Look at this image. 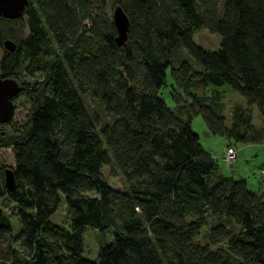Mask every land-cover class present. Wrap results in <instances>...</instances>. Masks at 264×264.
Here are the masks:
<instances>
[{
	"label": "trees",
	"instance_id": "1",
	"mask_svg": "<svg viewBox=\"0 0 264 264\" xmlns=\"http://www.w3.org/2000/svg\"><path fill=\"white\" fill-rule=\"evenodd\" d=\"M32 1L17 18L0 16V45L5 38L15 44L12 52L1 45L0 77L13 78L24 57L40 74L27 92L32 105L23 124L0 133V147L13 157L12 166L0 167V194L15 205L19 223L12 241L18 249L7 241L0 264H264V194L242 179L210 180L216 165L190 127L200 115L212 134L242 144L264 139V0ZM106 1L128 17L121 46L101 16ZM199 27L219 35L215 51L193 42ZM178 45L201 70L186 62L170 67L168 53ZM168 67L191 103L178 102L176 88L172 107L157 95ZM222 84L257 107L259 129L238 114L226 128L221 105L213 111L191 94ZM86 92L109 116L98 129L81 97ZM109 163L123 179L121 192L100 176ZM5 167L13 189L3 185ZM60 201L67 227L50 220ZM206 214L211 232L205 243H193ZM226 220L238 231L230 233ZM85 228L97 232L95 260L82 254ZM106 229L111 239L102 242ZM11 231L0 211V237ZM220 240L225 246L211 248Z\"/></svg>",
	"mask_w": 264,
	"mask_h": 264
},
{
	"label": "rangeland",
	"instance_id": "2",
	"mask_svg": "<svg viewBox=\"0 0 264 264\" xmlns=\"http://www.w3.org/2000/svg\"><path fill=\"white\" fill-rule=\"evenodd\" d=\"M114 5L115 3L106 1L104 7L102 8L103 13L101 16L106 17L109 23H111V10ZM22 18H25L24 15H22ZM26 30V27H24L22 35L26 34ZM192 40L204 51L211 52L218 48L220 37L218 34L210 33L199 27L192 30ZM3 52L4 50L0 45V57ZM168 61L170 63V67H177L181 62H186L192 69L201 70V66L196 63L179 45L169 51ZM33 66L34 65L29 66L26 57L21 58L20 67L16 70L13 78L17 81L20 88L23 87V89H20L16 96L12 98L14 103L12 116L7 124H0V133L8 134L18 126L22 125L29 112L32 103L30 102L27 92L29 88L40 79L38 69L30 71ZM26 85L28 86L27 88ZM172 88H176L180 94H182L178 102H185L188 104L192 102L190 95L182 93L181 89L175 85L168 67L166 70L164 84L160 87V89H158L157 95L161 97L170 107L174 106V102L169 95ZM191 94L201 97L200 99L202 103L204 105H208L213 111L217 110L216 106L218 104L221 105L220 113L224 118L223 124L226 128H231L233 123L232 116H235V114L247 118L251 128L259 129L261 127V117L257 107L254 104H247L244 98L234 92L226 84L219 86L206 85L191 91ZM81 97L87 111L92 115H95L97 119L95 128L98 129L102 120H107L109 116L100 106H98L97 101L91 97L89 92L81 94ZM213 103L217 104L214 105ZM239 112H241V114ZM236 125L238 130H244L245 128L244 123L243 125L240 123H237ZM190 127L191 130L198 136V141L202 148L211 155L213 162L216 165V169L214 173L211 174L210 180L216 175H221L224 178H231L233 180L242 179L248 190L256 194H264V139L257 143L242 144L234 142L232 139H226L223 136L212 134L206 128L200 115L191 117ZM228 146L232 149H236V156L233 161L226 164L222 159V154L225 151V147ZM5 165H13V157L10 147H0V167ZM261 170L262 172H260ZM99 173L101 178L110 186L112 190L119 192L123 191V179L112 163L102 165ZM80 193L84 197H97V194L93 191L80 190ZM0 211L7 216L12 227L11 233L3 234L0 237V254L2 257H6L5 253L7 252V241H11L14 248L18 249L17 244L12 241L16 232L19 230V223L16 218L15 205L3 194H0ZM50 220L55 224L67 227L65 207L62 201H60L55 212L50 216ZM212 223L213 216L206 214L203 224L198 229L193 243L198 242L202 244L206 242L208 234L211 232ZM226 226L230 233H234L239 229V226L231 220H226ZM102 234V242H106L111 239L110 229L104 230ZM96 238L97 232L94 229L85 228L82 232V254L90 260L96 259V253L99 245ZM217 246H225V242L220 240L216 245L211 246V248H215ZM18 256L20 258L27 257V255L21 250L18 251ZM7 261L8 258L6 259V262Z\"/></svg>",
	"mask_w": 264,
	"mask_h": 264
},
{
	"label": "water",
	"instance_id": "3",
	"mask_svg": "<svg viewBox=\"0 0 264 264\" xmlns=\"http://www.w3.org/2000/svg\"><path fill=\"white\" fill-rule=\"evenodd\" d=\"M28 0H0V16L14 19L21 15ZM111 22L115 30L114 42L121 46L127 40L129 20L119 4L111 10ZM1 45L4 50L12 52L15 44L10 39H3ZM18 83L12 77H0V124L10 120L14 108L13 96L18 92ZM3 185L13 189L15 185L11 168L3 170Z\"/></svg>",
	"mask_w": 264,
	"mask_h": 264
},
{
	"label": "built area",
	"instance_id": "4",
	"mask_svg": "<svg viewBox=\"0 0 264 264\" xmlns=\"http://www.w3.org/2000/svg\"><path fill=\"white\" fill-rule=\"evenodd\" d=\"M235 156H236V149H232L229 146L225 147V151L222 154V159L226 164H229V162L233 161ZM260 172H262V170Z\"/></svg>",
	"mask_w": 264,
	"mask_h": 264
},
{
	"label": "crops",
	"instance_id": "5",
	"mask_svg": "<svg viewBox=\"0 0 264 264\" xmlns=\"http://www.w3.org/2000/svg\"><path fill=\"white\" fill-rule=\"evenodd\" d=\"M170 107V106H169ZM172 107V106H171Z\"/></svg>",
	"mask_w": 264,
	"mask_h": 264
}]
</instances>
